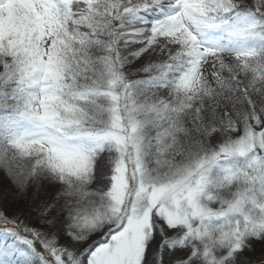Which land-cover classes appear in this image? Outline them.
I'll return each mask as SVG.
<instances>
[{
	"label": "snow or ice",
	"instance_id": "1",
	"mask_svg": "<svg viewBox=\"0 0 264 264\" xmlns=\"http://www.w3.org/2000/svg\"><path fill=\"white\" fill-rule=\"evenodd\" d=\"M0 172V264H264V0H0Z\"/></svg>",
	"mask_w": 264,
	"mask_h": 264
},
{
	"label": "rangeland",
	"instance_id": "2",
	"mask_svg": "<svg viewBox=\"0 0 264 264\" xmlns=\"http://www.w3.org/2000/svg\"><path fill=\"white\" fill-rule=\"evenodd\" d=\"M0 178H3V172H0ZM258 255V253H257Z\"/></svg>",
	"mask_w": 264,
	"mask_h": 264
}]
</instances>
